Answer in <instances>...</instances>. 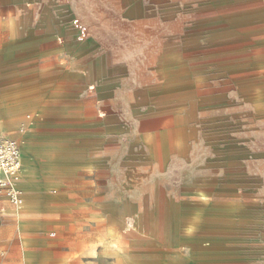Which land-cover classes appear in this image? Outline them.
<instances>
[{
  "label": "rangeland",
  "instance_id": "obj_1",
  "mask_svg": "<svg viewBox=\"0 0 264 264\" xmlns=\"http://www.w3.org/2000/svg\"><path fill=\"white\" fill-rule=\"evenodd\" d=\"M76 1L92 40L136 81H90L72 94L76 123L44 129L80 135L94 155L55 238L81 264H253L264 255V0H146L134 27L116 0Z\"/></svg>",
  "mask_w": 264,
  "mask_h": 264
},
{
  "label": "crops",
  "instance_id": "obj_2",
  "mask_svg": "<svg viewBox=\"0 0 264 264\" xmlns=\"http://www.w3.org/2000/svg\"><path fill=\"white\" fill-rule=\"evenodd\" d=\"M116 1L124 22L145 23L137 11L146 0ZM76 4L0 0V135L18 140L22 153L21 205L0 194V264H81L69 239L52 231L77 210L72 185L94 155L80 135L44 129L76 123L72 94H84L90 81H136L128 62L92 40L97 35ZM253 264H264V255Z\"/></svg>",
  "mask_w": 264,
  "mask_h": 264
},
{
  "label": "built area",
  "instance_id": "obj_3",
  "mask_svg": "<svg viewBox=\"0 0 264 264\" xmlns=\"http://www.w3.org/2000/svg\"><path fill=\"white\" fill-rule=\"evenodd\" d=\"M21 168L22 153L19 141L0 135V194L15 206L22 202V192L17 187Z\"/></svg>",
  "mask_w": 264,
  "mask_h": 264
},
{
  "label": "bare ground",
  "instance_id": "obj_4",
  "mask_svg": "<svg viewBox=\"0 0 264 264\" xmlns=\"http://www.w3.org/2000/svg\"><path fill=\"white\" fill-rule=\"evenodd\" d=\"M21 170H22V168H21ZM20 174H21V171H20V173H19V176H18V178H17V182H18V180H19V178H20ZM22 203V202H21ZM21 205V204H20ZM134 222V219H131V221H129L128 223L129 224H132ZM128 225V224H127Z\"/></svg>",
  "mask_w": 264,
  "mask_h": 264
}]
</instances>
